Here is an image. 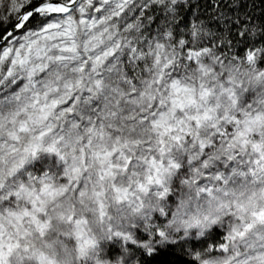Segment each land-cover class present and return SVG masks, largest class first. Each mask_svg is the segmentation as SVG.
Wrapping results in <instances>:
<instances>
[{"label": "snow or ice", "instance_id": "snow-or-ice-1", "mask_svg": "<svg viewBox=\"0 0 264 264\" xmlns=\"http://www.w3.org/2000/svg\"><path fill=\"white\" fill-rule=\"evenodd\" d=\"M0 264H264V0H0Z\"/></svg>", "mask_w": 264, "mask_h": 264}, {"label": "trees", "instance_id": "trees-1", "mask_svg": "<svg viewBox=\"0 0 264 264\" xmlns=\"http://www.w3.org/2000/svg\"><path fill=\"white\" fill-rule=\"evenodd\" d=\"M256 2H257V5H258V8H259V0H256Z\"/></svg>", "mask_w": 264, "mask_h": 264}]
</instances>
